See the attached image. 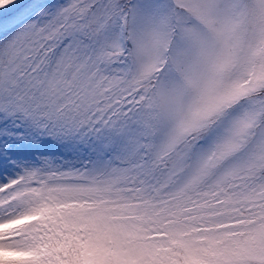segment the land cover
I'll use <instances>...</instances> for the list:
<instances>
[{"label": "rangeland", "instance_id": "obj_1", "mask_svg": "<svg viewBox=\"0 0 264 264\" xmlns=\"http://www.w3.org/2000/svg\"><path fill=\"white\" fill-rule=\"evenodd\" d=\"M0 264H264V0H0Z\"/></svg>", "mask_w": 264, "mask_h": 264}]
</instances>
